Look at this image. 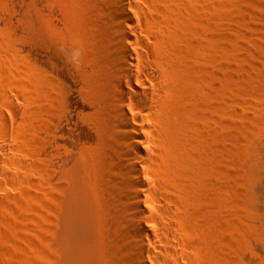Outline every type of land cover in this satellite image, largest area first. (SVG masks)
Masks as SVG:
<instances>
[{"label":"bare ground","instance_id":"6f19581e","mask_svg":"<svg viewBox=\"0 0 264 264\" xmlns=\"http://www.w3.org/2000/svg\"><path fill=\"white\" fill-rule=\"evenodd\" d=\"M185 1L92 3L100 37L94 59L101 91L98 142L82 146L63 175L68 264H98L103 255L118 264H229L230 78L211 62L216 38L209 24L202 43L191 39V23L212 16L209 0L196 9ZM17 176L1 166L0 189L5 179L19 182ZM204 213L203 227L218 235L207 246L186 231L188 221ZM2 258L0 252V264Z\"/></svg>","mask_w":264,"mask_h":264},{"label":"rangeland","instance_id":"374dc122","mask_svg":"<svg viewBox=\"0 0 264 264\" xmlns=\"http://www.w3.org/2000/svg\"><path fill=\"white\" fill-rule=\"evenodd\" d=\"M93 1L0 0V104L5 121L4 127L0 125L4 150L0 157L6 158L0 169L10 167L20 182L5 179V193L0 189L3 264L69 263L60 205L66 185L63 175L82 146L98 142L96 110L101 91L94 59L100 37ZM188 1L192 2L183 5L194 9L203 0H194L193 5ZM209 2V23L200 11L205 19L191 23L195 30L191 39L202 43L209 24V34L216 38L211 62L217 74L226 72L230 78L231 156L226 167L231 217L225 233L229 264H264V0ZM77 49L81 55L75 63L72 53ZM198 66L202 68L199 61ZM214 117L215 111V123ZM10 158L16 160L10 163ZM206 214L186 225L187 234L203 238L204 246L218 236L211 226L203 227ZM180 249L189 254L188 248ZM103 256L98 264L119 263L113 256Z\"/></svg>","mask_w":264,"mask_h":264},{"label":"clouds","instance_id":"9594fccd","mask_svg":"<svg viewBox=\"0 0 264 264\" xmlns=\"http://www.w3.org/2000/svg\"><path fill=\"white\" fill-rule=\"evenodd\" d=\"M80 51L77 49V50H74L73 53H72V60L73 62L75 63H78L79 62V58H80Z\"/></svg>","mask_w":264,"mask_h":264}]
</instances>
